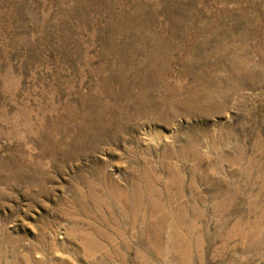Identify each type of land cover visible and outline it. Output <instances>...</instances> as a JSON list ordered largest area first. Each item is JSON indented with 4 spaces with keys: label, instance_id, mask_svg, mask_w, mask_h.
Returning <instances> with one entry per match:
<instances>
[{
    "label": "rangeland",
    "instance_id": "obj_1",
    "mask_svg": "<svg viewBox=\"0 0 264 264\" xmlns=\"http://www.w3.org/2000/svg\"><path fill=\"white\" fill-rule=\"evenodd\" d=\"M0 264H264V0H0Z\"/></svg>",
    "mask_w": 264,
    "mask_h": 264
}]
</instances>
